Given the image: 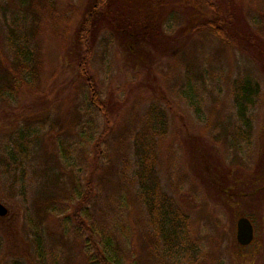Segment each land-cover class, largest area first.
Segmentation results:
<instances>
[{
	"label": "rangeland",
	"instance_id": "rangeland-1",
	"mask_svg": "<svg viewBox=\"0 0 264 264\" xmlns=\"http://www.w3.org/2000/svg\"><path fill=\"white\" fill-rule=\"evenodd\" d=\"M146 1L119 0L113 11L142 17ZM152 1L158 4L151 9L157 36L129 40L104 22L92 36V75L112 127L97 160L108 162V168L116 158L113 146L132 134L147 108H162L168 121L157 174L163 191L192 220L200 264H264V56L242 42L226 49L206 32H193L192 0ZM93 2L54 0L39 16L31 11L36 0H0V62L10 58L9 31L22 29L39 67L31 86L0 100V203L8 211L0 218V264H96L93 246L76 232V201L72 195L64 198L71 174L84 186L104 129L100 112L88 105L86 88H79L84 81L77 67V33ZM241 2L234 9L236 26L253 33L258 29L248 23L252 16L264 21V0ZM245 74L258 81L262 96L252 112L251 146L232 153L222 135L235 123L230 84ZM189 94L196 106L188 103ZM134 159L128 150L126 160ZM103 176L104 193L115 197L113 171ZM115 209L129 231L145 232V210L130 197ZM242 216L255 232L253 243L243 248L235 238ZM125 245V250L138 246L146 262L141 241L129 238Z\"/></svg>",
	"mask_w": 264,
	"mask_h": 264
},
{
	"label": "trees",
	"instance_id": "trees-1",
	"mask_svg": "<svg viewBox=\"0 0 264 264\" xmlns=\"http://www.w3.org/2000/svg\"><path fill=\"white\" fill-rule=\"evenodd\" d=\"M53 1L36 0V4L31 8L32 15L36 13L40 16L42 9L51 7ZM118 1L94 0L91 12L81 23L77 33L81 53L77 67L80 78L84 81L79 88L81 92L86 88L88 105L100 112L104 129L95 144L96 155L94 160H91L84 186L77 174H71V190L64 198L72 195L76 201L72 214L76 222V232L84 243L93 246L96 264H143L138 246L124 249L127 246L126 240L129 238L134 242L136 238L141 241L142 256L146 257L144 264H200L201 248L198 237L193 233L192 220L174 198L163 191L157 174L158 146L165 135L168 121L165 110L151 104L140 120V125L135 128L137 130L133 129L128 137H121L119 145L113 146L115 149L112 155L116 158L110 160L111 165L105 169L108 162L97 160L103 153L100 145L103 144L112 127L109 122L110 112L105 102L99 99L90 65L94 31L100 22H104L115 27V30L121 31V34L129 40L141 39L143 34H158V28L151 14V9L158 4L154 5L152 0H147L148 5L144 8V14L139 17L129 16L128 10L125 11L127 13H122L120 10L113 11ZM241 1L243 0L199 2L192 0L190 4H194L195 15L192 17L191 28L193 32H206L223 48L228 49L233 44L242 42L263 57L264 21L260 17L252 16L248 23L249 27L252 30H254L253 27L258 30L253 33L239 30L236 26L238 19L234 9L241 7ZM25 18L26 16L23 17V22ZM138 31L142 35L136 38ZM6 41L10 58L1 59L0 62L4 65L2 66L3 74L0 75V100L11 98L21 88L31 86L30 82L36 80L39 69L36 51L30 47L29 36L22 29H11ZM189 95L188 103L193 105L196 101L194 104L196 106L198 102L194 95ZM230 96L235 123L232 129H225L222 135L225 138V146L228 147L229 152L233 153L241 151L243 145L251 146L252 144V112L262 96L260 84L250 75H240L230 84ZM217 137L220 138L221 135ZM127 146H130L128 150L132 151L134 160H126ZM105 170H112L114 173L113 177L118 186L115 197L104 193L103 172ZM260 191L264 192V183L260 186ZM129 197L143 207L146 213L145 232L141 236L132 230L129 231L121 223L118 209H115L117 205L123 206L125 199ZM56 204L58 205L59 202ZM104 208L110 210L108 214L103 211ZM88 260L91 261V258ZM203 264H207V260Z\"/></svg>",
	"mask_w": 264,
	"mask_h": 264
},
{
	"label": "water",
	"instance_id": "water-1",
	"mask_svg": "<svg viewBox=\"0 0 264 264\" xmlns=\"http://www.w3.org/2000/svg\"><path fill=\"white\" fill-rule=\"evenodd\" d=\"M8 214L7 209L0 203V218ZM236 242L241 247L249 246L255 238L254 226L247 217H240L236 222Z\"/></svg>",
	"mask_w": 264,
	"mask_h": 264
}]
</instances>
